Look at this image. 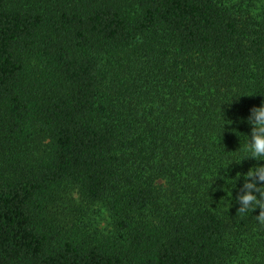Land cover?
<instances>
[{
    "label": "trees",
    "instance_id": "trees-1",
    "mask_svg": "<svg viewBox=\"0 0 264 264\" xmlns=\"http://www.w3.org/2000/svg\"><path fill=\"white\" fill-rule=\"evenodd\" d=\"M262 101L264 0H0V264H264Z\"/></svg>",
    "mask_w": 264,
    "mask_h": 264
},
{
    "label": "clouds",
    "instance_id": "clouds-1",
    "mask_svg": "<svg viewBox=\"0 0 264 264\" xmlns=\"http://www.w3.org/2000/svg\"><path fill=\"white\" fill-rule=\"evenodd\" d=\"M241 121L247 122L251 128V133L250 135L245 134L242 156L238 155V158L232 160L228 166L233 162L240 163L246 158L255 159L258 162L264 161V101L258 106H253L249 110V115L241 117ZM241 176H243L244 182L235 196V201L239 205L237 209L238 215L246 216L259 209L258 215H254L253 218L259 226H264V163H257L246 173L238 172L236 177L233 178L236 181V186ZM224 179L227 180L225 176Z\"/></svg>",
    "mask_w": 264,
    "mask_h": 264
},
{
    "label": "rangeland",
    "instance_id": "rangeland-1",
    "mask_svg": "<svg viewBox=\"0 0 264 264\" xmlns=\"http://www.w3.org/2000/svg\"><path fill=\"white\" fill-rule=\"evenodd\" d=\"M98 220L100 221V228L102 229L111 228L110 218L106 214L103 213L102 215H100L98 217Z\"/></svg>",
    "mask_w": 264,
    "mask_h": 264
}]
</instances>
